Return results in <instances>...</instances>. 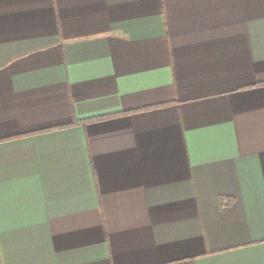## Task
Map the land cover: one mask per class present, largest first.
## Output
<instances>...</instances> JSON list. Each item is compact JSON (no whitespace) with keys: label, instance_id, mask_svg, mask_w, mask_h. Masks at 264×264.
Returning <instances> with one entry per match:
<instances>
[{"label":"crops","instance_id":"crops-1","mask_svg":"<svg viewBox=\"0 0 264 264\" xmlns=\"http://www.w3.org/2000/svg\"><path fill=\"white\" fill-rule=\"evenodd\" d=\"M0 264H264V0H0Z\"/></svg>","mask_w":264,"mask_h":264}]
</instances>
